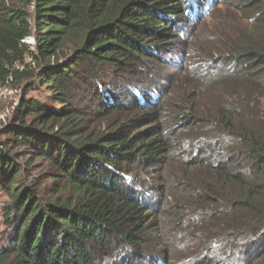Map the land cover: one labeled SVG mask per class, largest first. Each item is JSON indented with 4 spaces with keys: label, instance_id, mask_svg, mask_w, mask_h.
Returning a JSON list of instances; mask_svg holds the SVG:
<instances>
[{
    "label": "trees",
    "instance_id": "16d2710c",
    "mask_svg": "<svg viewBox=\"0 0 264 264\" xmlns=\"http://www.w3.org/2000/svg\"><path fill=\"white\" fill-rule=\"evenodd\" d=\"M199 1L0 0V264H264V0Z\"/></svg>",
    "mask_w": 264,
    "mask_h": 264
},
{
    "label": "rangeland",
    "instance_id": "374dc122",
    "mask_svg": "<svg viewBox=\"0 0 264 264\" xmlns=\"http://www.w3.org/2000/svg\"><path fill=\"white\" fill-rule=\"evenodd\" d=\"M226 2V0H225ZM195 3L198 4V7L200 6V1L199 0H195ZM226 3H224L223 5H220L219 6V9H218V12H223V11H226L225 8H227L225 6ZM201 7V10L200 12H207V9H208V4L205 3L203 4ZM203 17L205 18L206 17V14H203ZM206 25L204 24V27L205 29L207 30V34H211L212 32V29L215 28L212 24L220 21V20H217L216 22H214L215 20L211 19L210 17L209 18H206ZM222 20H225V18H222ZM217 27H219L221 24H215ZM203 27V29H204ZM212 28V29H211ZM214 30V29H213ZM204 37V36H203ZM31 39H29L30 41ZM170 59L173 61V58L175 59H178L179 57H182L181 54H176L175 56H169ZM172 57V58H171ZM171 67H168V69L170 70ZM18 98H19V93L14 90V89H9V88H5L3 89V91L1 92V95H0V126L7 120L8 116L12 113V110L13 108L17 105L18 103ZM106 123H103V125L101 127H103ZM106 128H108L106 126ZM188 144L186 145H181L180 147H178V150L179 151H182L184 148L187 147ZM186 149H184L183 151H185ZM181 156L183 157L184 155L181 154ZM192 219L189 218L186 220V222H190ZM5 225L3 224V221L2 219H0V236L2 234V232L5 230ZM263 263V259L260 260L259 264H262Z\"/></svg>",
    "mask_w": 264,
    "mask_h": 264
},
{
    "label": "water",
    "instance_id": "95a60500",
    "mask_svg": "<svg viewBox=\"0 0 264 264\" xmlns=\"http://www.w3.org/2000/svg\"><path fill=\"white\" fill-rule=\"evenodd\" d=\"M34 41V39L33 38H31V40L29 41V42H33Z\"/></svg>",
    "mask_w": 264,
    "mask_h": 264
},
{
    "label": "built area",
    "instance_id": "2783aa9c",
    "mask_svg": "<svg viewBox=\"0 0 264 264\" xmlns=\"http://www.w3.org/2000/svg\"><path fill=\"white\" fill-rule=\"evenodd\" d=\"M28 41H29V39H28Z\"/></svg>",
    "mask_w": 264,
    "mask_h": 264
}]
</instances>
